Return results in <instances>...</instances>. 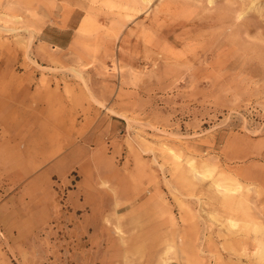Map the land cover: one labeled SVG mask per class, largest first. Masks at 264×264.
<instances>
[{
  "label": "rangeland",
  "instance_id": "obj_1",
  "mask_svg": "<svg viewBox=\"0 0 264 264\" xmlns=\"http://www.w3.org/2000/svg\"><path fill=\"white\" fill-rule=\"evenodd\" d=\"M262 244L264 0H0V264Z\"/></svg>",
  "mask_w": 264,
  "mask_h": 264
},
{
  "label": "bare ground",
  "instance_id": "obj_2",
  "mask_svg": "<svg viewBox=\"0 0 264 264\" xmlns=\"http://www.w3.org/2000/svg\"><path fill=\"white\" fill-rule=\"evenodd\" d=\"M205 174H206V172H205ZM216 185V184H215ZM233 223V225H239L240 223L239 222H236V221H234V222H232ZM244 226H247V227H249V222L247 223V222H245V224L244 223H242ZM242 226V225H241ZM244 229V228H243ZM242 229V230H243ZM247 231V230H246ZM260 256L261 257H264V244H262L261 246H260Z\"/></svg>",
  "mask_w": 264,
  "mask_h": 264
}]
</instances>
